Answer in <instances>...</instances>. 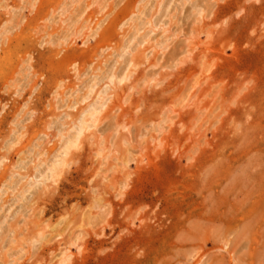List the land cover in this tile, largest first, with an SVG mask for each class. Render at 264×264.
Masks as SVG:
<instances>
[{"label":"rangeland","instance_id":"obj_1","mask_svg":"<svg viewBox=\"0 0 264 264\" xmlns=\"http://www.w3.org/2000/svg\"><path fill=\"white\" fill-rule=\"evenodd\" d=\"M221 1L0 0V264H264V0Z\"/></svg>","mask_w":264,"mask_h":264},{"label":"bare ground","instance_id":"obj_2","mask_svg":"<svg viewBox=\"0 0 264 264\" xmlns=\"http://www.w3.org/2000/svg\"><path fill=\"white\" fill-rule=\"evenodd\" d=\"M183 1H185V0H183ZM221 1V0H220ZM252 1V0H251ZM222 2V1H221ZM138 3V2H137ZM159 3V2H158ZM187 3V2H186ZM186 3H185V5H186ZM195 3V2H194ZM248 3V2H247ZM159 5H162V4H159ZM213 6V5H212ZM160 7V6H159ZM184 7V6H183ZM197 7V6H196ZM195 7V8H196ZM209 7V6H208ZM159 9V8H158ZM207 9V8H206ZM241 10V9H240ZM101 12V11H100ZM157 12V11H156ZM159 12V11H158ZM79 13V12H78ZM98 13V12H97ZM144 13V12H143ZM80 14V13H79ZM100 14V13H99ZM102 14V13H101ZM137 14V13H136ZM138 15V14H137ZM141 15H142V13H141ZM140 15V16H141ZM154 16V15H153ZM152 16V17H153ZM139 17V16H138ZM129 18V17H128ZM131 18H133V16L131 17ZM208 18V17H207ZM152 19V18H151ZM204 19V18H203ZM206 19V18H205ZM130 22V21H129ZM91 24H92V22H91ZM103 24H104V22H103ZM138 24V23H137ZM141 24V23H140ZM139 24V25H140ZM90 25V24H89ZM100 24H97L96 26H99ZM102 25V24H101ZM126 25V24H125ZM119 26V25H118ZM147 26V25H146ZM152 26V25H151ZM122 27V26H121ZM139 27V26H138ZM97 28V27H96ZM252 28V27H251ZM87 29V28H86ZM89 29V28H88ZM131 29V28H130ZM152 30V29H151ZM140 31V30H139ZM91 32V31H90ZM134 33V32H133ZM136 33V32H135ZM96 34V33H95ZM126 35V34H125ZM145 36V35H144ZM87 37V36H86ZM93 37V36H92ZM136 37V36H135ZM146 37V36H145ZM126 38V37H125ZM130 38V37H129ZM133 38V37H132ZM87 39V38H86ZM130 40V39H129ZM135 40V39H134ZM133 40V41H134ZM169 40V39H168ZM144 41V40H143ZM132 42V41H131ZM150 42V41H149ZM142 44L144 43V42H141ZM84 45V44H83ZM139 46H141V45H139ZM110 47V46H109ZM106 48V47H105ZM167 48V47H166ZM124 49V48H123ZM207 49V48H206ZM211 49V48H210ZM100 50V49H99ZM109 50V49H108ZM104 51V50H103ZM115 51V50H114ZM113 51V52H114ZM132 52V51H131ZM100 53H102L101 51H100ZM115 55V54H114ZM117 56V55H116ZM119 56V55H118ZM121 57V56H120ZM119 57V58H120ZM172 58H173V56H172ZM132 59V58H131ZM213 59V58H212ZM109 60V59H108ZM168 60H170V58L168 59ZM177 60V59H176ZM130 61V60H129ZM202 61V60H201ZM119 62V61H118ZM168 62V61H167ZM170 62V61H169ZM212 62V61H211ZM103 63V62H102ZM108 63V62H107ZM128 63H130V62H128ZM158 63V62H157ZM173 63V62H172ZM140 64V63H139ZM90 65V64H89ZM92 65V64H91ZM174 65V64H173ZM137 66V65H136ZM167 66V65H166ZM169 66V65H168ZM74 67V66H73ZM124 67V66H123ZM127 67V66H126ZM132 67V66H131ZM150 67V66H149ZM152 67H154V66H152ZM175 67V66H174ZM173 67V68H174ZM100 68V67H99ZM120 69V68H119ZM118 69V70H119ZM123 69V68H122ZM122 69H120L121 71H122ZM164 69V68H163ZM165 69H167V68H165ZM169 69V68H168ZM207 69V68H206ZM101 70V69H100ZM117 70V71H118ZM97 71V70H96ZM113 71V70H112ZM104 73H106V72H104ZM109 73H110V71H109ZM130 73H132V72H130ZM206 73H208V72H206ZM103 75H105V74H103ZM112 75V74H111ZM114 75V74H113ZM115 75H117V74H115ZM123 76V75H122ZM105 77V76H104ZM107 77H110V75L109 76H107ZM114 77V76H113ZM112 77V78H113ZM117 77H118V75H117ZM124 77V76H123ZM112 78H109V79H111L112 80ZM146 78V77H145ZM169 78V77H168ZM105 79V78H104ZM103 79V80H104ZM120 79V78H119ZM126 79V78H125ZM107 80V79H106ZM124 80V79H123ZM127 80V79H126ZM146 82L144 79L142 80V82L141 83H144V82ZM204 81H205V79H204ZM136 82V81H135ZM150 82V81H149ZM138 83V82H137ZM140 83V82H139ZM95 84V83H94ZM106 84V83H105ZM137 87V86H136ZM129 89H131V88H129ZM133 90V89H132ZM171 90V89H170ZM93 92V91H92ZM96 96V95H95ZM125 96V95H124ZM129 97V96H128ZM128 99V98H127ZM99 100V99H98ZM97 100V101H98ZM123 100V99H122ZM129 100V99H128ZM104 103V102H103ZM142 104H143V102H141ZM106 105V104H105ZM102 107V106H101ZM140 107V106H139ZM114 108H116V107H114ZM102 109V108H101ZM138 110L140 109V108H137ZM99 111V110H98ZM136 111V110H135ZM134 111V112H135ZM92 112V111H91ZM117 112V111H116ZM133 112V111H132ZM163 112V111H162ZM95 113V112H94ZM93 113V114H94ZM96 113H98V112H96ZM102 113V112H101ZM86 114H87V112H86ZM92 114V115H93ZM80 115V114H79ZM89 115V114H88ZM91 115V116H92ZM95 116V115H94ZM96 116H97V114H96ZM68 117V116H67ZM80 117V116H79ZM81 117H83V116H81ZM83 119V118H82ZM90 119V118H89ZM135 119V118H134ZM78 121V120H77ZM84 121H85V119H84ZM98 121V120H97ZM87 122V121H86ZM80 123V122H79ZM76 124V123H75ZM82 124V126H81V131H80V133H82V131L83 130H85L86 131V129L88 128H90V126L88 127V125L85 123V122H83V123H81ZM74 126V125H73ZM92 126V125H91ZM132 126V125H131ZM129 126H126V128H128ZM76 128V127H75ZM130 128V127H129ZM125 129V128H124ZM76 135V134H75ZM81 135H79V137H80ZM70 137V136H69ZM68 139V138H67ZM73 139V138H72ZM79 139V138H78ZM81 139V138H80ZM74 140V139H73ZM80 141V140H79ZM64 143V142H63ZM74 143H77L78 144V142H75V140H74V142H72V141H70L69 143H68V145H67V147L65 148V150H64V152H66V153H69L68 151H70L69 149L70 148H72L73 146H74ZM67 144V143H66ZM80 147V146H79ZM73 148H75V146L73 147ZM57 151H59V150H57ZM62 154V153H61ZM66 155V154H65ZM64 159V158H63ZM71 161V160H70ZM3 163V162H2ZM63 164H65V163H63ZM69 165H70V163H69ZM60 167H61V165H59ZM58 166V167H59ZM54 167H55V165H54ZM53 167V168H54ZM58 170H60V169H58ZM54 171V170H53ZM53 171H52V173H53ZM50 172V171H49ZM54 174V173H53ZM49 175H51V174H49ZM56 176V175H55ZM45 177V176H44ZM51 177H53V176H51ZM61 177V176H60ZM52 179V178H51ZM29 186V185H28ZM31 187V186H30ZM27 189V188H26ZM22 199V198H21ZM233 232H234V230H233ZM243 238V237H242ZM247 243V242H246ZM249 243V242H248ZM247 245V244H246ZM248 246V245H247ZM199 260H201V259H199ZM198 262V261H197ZM230 262H231V260H230ZM194 264V263H193Z\"/></svg>","mask_w":264,"mask_h":264}]
</instances>
